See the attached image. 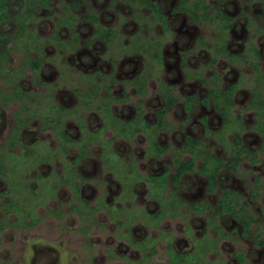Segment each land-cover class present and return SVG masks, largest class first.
Instances as JSON below:
<instances>
[{
	"label": "rangeland",
	"instance_id": "1",
	"mask_svg": "<svg viewBox=\"0 0 264 264\" xmlns=\"http://www.w3.org/2000/svg\"><path fill=\"white\" fill-rule=\"evenodd\" d=\"M39 1L28 0L27 6L38 5ZM154 1L159 4L167 21L166 30L161 28L152 12L145 9L137 0H51L46 5H40L38 11L32 10L31 13H27L24 18L27 23L26 30H21V35L7 44L5 49L7 55L1 57L4 64L0 73V166L2 162L6 164L0 169L2 180L0 191L9 197L5 204L7 209L14 212L11 214L13 216L20 218L17 214L20 209L18 204L27 207L33 215L32 219H35V214L41 217L47 210L55 208H58L60 214L56 217L42 218L38 225L28 231H5L0 241V264L8 261L13 264H167L164 241L154 246L155 255L145 261L142 254L149 242L142 244L138 251L128 246L122 238V233L129 228L133 237L139 240L146 232L141 222L146 226L152 222L156 223L154 217L141 215L142 217L139 216L138 219L132 218L136 211L133 209L146 204L143 200L135 197V207L132 205L128 208L130 201L128 194L120 195V198L124 200L126 198L127 201L123 202L119 208L120 212L116 213L120 221L117 228L104 211H100L95 220L86 215L82 216L79 212L68 214L66 212L68 205L75 202V199L72 198L73 192L66 186L58 188L57 199L43 203L46 198L55 195L54 187L58 177L52 175L55 173L61 175L69 171L67 163L71 158L69 153L61 154L62 157L57 154L59 155L57 160L42 159L45 155H50L51 149L48 145L54 146V139L64 145L69 143L78 148L82 145V152L87 155L82 165L78 166L80 175L82 173V177L85 178L82 179L83 197L88 200H99L106 196L105 190L109 187L106 199L108 203H113L112 197L119 191L116 181L119 180L126 191L128 185L126 182L132 183L131 180L139 176L135 174L134 167L132 172L128 173L130 168L126 164L132 156L137 159L135 165L139 172L157 173L165 166H169L168 172L172 175L173 157L179 156L184 160L188 156L178 149L184 136L190 134L202 142L206 152L229 162L234 154V148L232 151L231 147L234 141L233 130L238 126L236 116L238 115L248 126L255 122V110L248 103L250 88L256 84L252 79L254 74L250 67L237 59L231 63L219 60L216 67L223 75L224 84L238 75H241L243 82L241 89L235 94V105L230 108L231 123L223 136L218 138L215 134L205 133L203 124L198 120L200 116L206 115L208 126L214 129L220 123L218 114L203 107L185 114L181 109V100L178 99L167 111L166 120L169 126L157 136L159 142L167 147L166 153L159 161H152L142 155L146 145L142 136L138 135L130 142L118 139L125 132L132 130V120L125 122L112 115V98L104 101L106 89L97 77L88 74L90 71L101 68L104 72L111 73L113 67H116L118 70L115 74L128 79L142 68L140 76L147 77L143 96L135 95L130 83L112 86L115 96L122 91L128 94L124 103L113 101L115 103L112 107L113 113L120 117L130 115L133 103L142 100L145 116L152 121L154 110L162 102L157 92L159 81L173 85V93L177 97L190 93L203 96L207 90L196 75H191L192 70H198L202 74L209 71L206 66L207 53L201 48L195 49L194 43L199 34L213 40L217 33L216 29L209 24L211 22L191 25L185 14L174 13L172 8L178 0ZM202 1L211 8L220 7L215 0ZM263 3L264 0L228 2V11L235 17L234 26L227 35L231 41L229 47L241 51L245 43L257 44L263 56L260 68L264 67ZM89 15L96 17L98 27L112 29L114 37L109 44L102 42L86 44V40L94 28L96 29V26L89 23ZM138 23L143 24V27ZM134 35L138 36V39H133ZM70 38H75L72 43ZM182 38L185 39L183 43ZM138 40H146L150 44L154 40L161 42L162 64L157 62L152 53L135 50ZM71 44L79 48L76 54H70L74 51ZM186 52L189 54L186 55ZM83 56H88L89 60L82 61ZM35 57L41 61L38 77L31 70L30 64V59ZM184 57L190 67L186 70L180 66ZM185 71H188L190 76H186ZM75 89L82 91L85 97H88L87 93L91 91L93 95L87 99V102L92 101L91 106L85 107L83 99L77 100ZM16 92L20 94L15 96ZM76 101L77 104L70 110L67 109V112L64 111V114L55 107L57 104L70 106ZM78 101L83 104L82 112L87 117L88 126H93L96 121L91 111L101 112L103 126L98 131L85 130L82 125V112L71 114L74 111L79 112ZM15 117L21 122L28 120L27 127L22 133V143L16 141L19 133ZM261 118L264 121V111ZM71 121H75L80 128L81 138L78 141L65 134L64 124ZM140 127L144 129L143 125ZM110 129L117 138H113ZM240 134L244 146L257 151L255 161L242 159L240 172H244V176L236 177L226 172V182H219L216 191L210 195L205 188L204 176L195 172L185 176L184 180L189 184L186 190L172 192V186L169 184L162 190L161 196H157L161 205L158 208L163 211L160 215L166 217L158 228L174 239L176 250H192L189 235L192 236L196 248L190 254L177 256L169 253L168 256L172 260L187 264H238L234 256L241 253L246 260L244 264H264V245L258 244L264 241V151H261L263 140L254 128L241 129ZM34 137L38 138L29 143ZM25 143L27 145H24ZM89 143L93 144L88 155ZM112 145L116 152L112 151ZM4 146L14 147V150L2 152ZM97 146L102 150L100 156ZM199 165L200 161L197 160L196 166ZM37 167L41 168L43 179L39 178ZM255 175L259 177V198L252 201L247 185L254 183ZM68 176V174L65 176L64 183L70 184L71 175L69 178ZM157 181L162 182L163 179ZM165 181L160 184L165 185ZM129 186L127 193L130 191ZM223 186L232 188L237 193L240 206L246 205L248 213L253 218L254 223L250 227L248 237L240 235V226L235 219L230 216H218L217 200ZM175 195L178 196V200ZM191 202H202L204 207L202 206L200 214L203 211L204 214L191 213L186 207ZM96 205L101 206L100 202ZM4 222L5 218L1 223L5 225ZM146 229L148 236H157L155 228ZM150 245H153V242Z\"/></svg>",
	"mask_w": 264,
	"mask_h": 264
},
{
	"label": "flooded vegetation",
	"instance_id": "2",
	"mask_svg": "<svg viewBox=\"0 0 264 264\" xmlns=\"http://www.w3.org/2000/svg\"><path fill=\"white\" fill-rule=\"evenodd\" d=\"M151 2H154L156 3V5L158 6L160 12L162 13L161 9H160V6L159 4L154 1V0H150ZM230 0H224L222 2H218L217 0H215V2L220 6L218 8H211L209 5L205 4L208 6V12L209 14L206 16V17H203L202 15H198V20L197 21H192L191 17L188 15V13L184 12V11H179V10H175V7L177 6V4L179 3V0L177 2V4L172 8V11L174 13H183L187 16L188 18V22L189 24L193 25V24H196V23H206V22H211L209 23L210 25L214 26V28L216 29L217 33L215 34L213 40H208L204 34H199L196 39H195V43H194V48H201L202 50H204L206 53H207V64L206 66L209 68V71L206 73V74H202V73H199L198 70H192V73L191 75H196V78L199 80V82L203 85L206 86L207 90L205 92V94L203 96H198L197 94H194V93H190V94H186V95H183L181 97H177L179 100H181V109L184 111L183 109V106H182V97H185V96H190V95H195L197 97V101L194 103V107L192 110H190L189 112H185V114H190L192 112H195V111H198L200 107H203V108H206V109H211L214 113L218 114L217 112H215L214 108L210 105V106H206L204 104H202L199 100L201 98H203L204 96H206L207 92H208V88H209V85L211 84L212 80V76L214 73H217L219 74V84L221 87H227L229 86L230 84L232 83H239V85L237 86V88L235 89L234 93H233V102H234V105H235V94L238 92V90L241 89L242 87V78H241V75H238L236 78H234L232 81L228 82L227 84H224L223 83V75L222 73H220L216 67V64L219 60H225L227 61L228 63H231L234 59H237V61L241 62V63H244V64H248V66L250 67V70L251 72L254 74L253 76V80L256 81V84H260L262 85V83H264V67L263 68H260V63L263 59V56H262V51L259 49L258 45L255 44V43H245L243 45V48L241 51H235V50H232L230 47H229V44H230V39L227 38V35H228V32L233 28L234 26V22H235V17L228 11V7H229V2ZM141 4V3H140ZM204 4V3H203ZM263 7H264V3H263ZM145 8V7H144ZM147 9V8H145ZM148 10V9H147ZM216 10H220V11H223L225 14H227L228 16H230L232 18V22H231V26L229 28H227L224 32L223 30H221V25L225 24L224 22H221V20H217L216 17H215V12ZM150 11V10H149ZM213 12V13H212ZM163 15V13H162ZM90 16H93V15H89L88 19H89V23L92 25V23L90 22ZM95 17V16H94ZM164 17V16H163ZM165 19V17H164ZM97 20V19H96ZM165 22H166V29H167V21L165 19ZM138 25L140 27H143V24H140L138 23ZM160 25V23H159ZM93 26V25H92ZM161 26V25H160ZM103 28H107V27H104L102 26ZM162 28V27H161ZM107 29H110V28H107ZM164 29V28H163ZM165 29V30H166ZM73 30V29H72ZM74 32V31H72ZM96 29L94 28V31L92 32L91 36L86 40V44L87 45H92L94 42H102L103 44H109L110 41L113 39L114 36L111 37V39L109 40L108 43H105L102 39L96 37ZM137 38L138 39V36L134 35L133 39ZM62 40V38H60ZM71 39V43L72 41L75 39V38H70ZM64 40V39H63ZM142 41V40H141ZM144 42H146L147 44V47L150 51V53L148 54H153V57L155 55V47L153 48V43L154 41L150 44L148 43L146 40H143ZM157 42H159L158 40H156ZM182 43L185 41L184 38L181 39ZM138 42H140L138 40ZM64 43H66V41H64ZM69 43V42H68ZM67 43V44H68ZM160 44L157 46V48H160V51H161V62H157L159 64H162L163 62V49H162V44L161 42H159ZM216 43H222L225 47V49L229 52V53H232V54H243L245 57L240 59V58H233V59H229V58H226V57H222V56H216L212 53V49L215 47ZM72 45V44H71ZM138 46V44H137ZM77 46L75 45H72L71 46V49H73L74 51L71 52L70 54H76L79 50V48H76ZM68 48V47H67ZM255 49L257 50V56L258 58L255 57ZM61 50V49H60ZM135 50H138V51H142V48H139L137 47ZM189 51V50H188ZM147 53V52H145ZM189 52H186V55H188ZM82 61H88L89 60V57L88 56H83L81 57ZM214 60V61H212ZM244 60H247V61H244ZM256 62L257 63V74L254 73L253 69H252V63ZM82 64V63H81ZM180 66L182 68H184L185 70L187 68H190L189 67V64L186 62L185 60V57L184 59L181 61L180 63ZM82 67V66H81ZM115 70V72H114ZM117 68L116 67H113V72L111 73H107V72H104L101 68L99 69H96V70H92L90 71L88 74H90L92 77H97V79L99 80L100 83H102V85L105 87L106 89V94H105V99L104 101H107L109 100V98H112V101H111V111H112V115L114 117H117L119 118L120 120L122 121H125V122H128V121H131L132 120V124H133V128L132 130H129L128 132H125V134L118 138V139H121V140H125V141H132L134 137L136 136H142L144 138V143L146 144L145 145V148L143 149L142 151V155L145 156L146 158L148 159H151L152 161H159L161 159V156L166 153L167 151V147L162 145L160 142H159V139L157 138V136L161 133V132H164L166 131L167 127L169 126V123L168 121L166 120V114L164 116V124L162 127L160 128H155V127H149V128H141L140 127V123L139 124H135L134 120L135 117L137 116L139 119H141L142 121H144L147 125L149 126H153L155 123H156V111L160 110L163 106V99H162V96H161V93H160V89H161V85H168V86H172L173 87V91H174V86L171 85V84H166V83H163L161 81H159V84H158V88H157V92H158V95L160 96L161 98V104L154 110V114H153V117H152V121H150L151 119H148L146 116H145V112H144V109L142 107V100H140L139 102H134L133 103V111L130 113V115H128L127 117H120L118 115H115L113 113V105L115 104L113 101L115 100L116 103H124V100L128 98V94L126 92H121L120 94L116 95L115 96V93L113 91V88L112 86H114L115 84H123V83H130L133 90H134V93L135 95H137V92H136V88L134 86L135 82H139L140 81V78H142L144 75H142V77L140 76L142 74V68L141 70H139L133 77L131 78H126V77H121V76H118L117 74H115L117 72ZM86 73V72H85ZM186 73V76L189 75L188 71H185ZM111 74V75H109ZM190 76V75H189ZM257 77H259V79H257ZM138 80V81H137ZM95 85H98L97 83H94ZM146 84H147V81H146ZM146 84H145V90H146ZM254 86V85H253ZM252 86V87H253ZM251 87V88H252ZM251 88H250V94H251ZM79 89L81 90L82 88L79 87ZM79 89H75L74 91H77V100L79 101H82V99L84 101L83 104L85 107H88V105L91 106V102H87V99L92 97V93L91 91L88 94V97L84 96V93L82 92H79ZM110 93V95H108ZM139 96V95H138ZM263 97H264V90H263ZM86 98V99H84ZM250 99H251V95H250ZM78 101V102H79ZM178 101V100H177ZM176 101V102H177ZM82 102H79L80 104H78L79 108V112L77 111H74L72 112L71 114H74V113H78L80 114L82 112ZM175 102V104H176ZM249 106H250V100H249ZM75 104H77V101L76 103L70 105V106H63V105H60V104H55L58 108L59 111H61L63 114H64V111H66L67 109H71ZM99 104H101V101L99 102ZM97 103V105H99ZM174 104V105H175ZM233 105V106H234ZM89 106V107H90ZM96 106V105H95ZM232 106V107H233ZM173 107V106H172ZM171 107V108H172ZM231 107V108H232ZM170 109V108H169ZM168 109V110H169ZM67 112V111H66ZM91 113H93L96 118V121H95V124L92 126V125H89L87 124V121H86V116L85 114L82 112V125L84 126L85 130H88L89 132H94V131H98V129H100L102 126H103V117L101 115V112H98L97 110L96 111H91ZM84 114V115H83ZM254 114L256 116V112L254 111ZM219 115V114H218ZM262 115V114H261ZM84 116V117H83ZM220 116V115H219ZM238 116V115H237ZM236 116V117H237ZM239 117V116H238ZM262 119V118H261ZM198 120L203 124V127H204V130H205V133L207 134H215L217 135V133H215L221 126V123H222V118L220 116V123L219 125L214 128V129H211L208 124H207V116L206 115H202L198 118ZM239 120H241V118L239 117ZM242 121V120H241ZM263 121V120H262ZM243 122V121H242ZM257 122V117H256V120L255 122L253 123L252 126H248V128H246L247 130H250L252 128H254L255 126V123ZM264 122V121H263ZM245 123V122H244ZM65 125V134L69 135V137L73 140H76L78 141L80 138H81V133H80V128L78 125H76V122L75 121H71L70 123H66L64 124ZM27 126H25V128H23L22 132H21V136H22V133L23 131L26 129ZM133 129H137L136 131H133ZM256 129V128H254ZM257 130V129H256ZM49 132V130H47ZM110 131L112 132V130L110 129ZM209 131V132H208ZM211 131V132H210ZM107 132V130H106ZM50 135L52 136V133L49 132ZM112 135H113V138H117L115 137V135L113 134L112 132ZM186 136H192L190 134H186L184 136V139H183V142L181 143L178 151H182L181 150V147L184 143V140H185V137ZM241 136V134H240ZM193 137V136H192ZM38 137H34V138H31V140L29 141L32 142L33 139H37ZM195 138V137H194ZM54 139V138H53ZM111 139V138H110ZM197 139V138H196ZM112 140V139H111ZM199 140V139H198ZM22 141H23V137H22ZM55 145L52 146V145H48V147H50L51 150H49L50 152V155H45L42 159H44V161H50L51 158L52 159H59V155L60 157H62L61 154L63 153H69V156H71L70 159L67 160V163H68V166H69V171H66V173L69 175L68 178L70 177L71 175V183H67L65 182L64 183V178L65 176H67L66 173H62L61 175L59 173H55L54 175L52 176H55V177H58L57 178V183L54 187V196L52 197H48L46 198V200L44 201V203H46L47 201L50 202V201H53L55 199H57L58 197V188L60 186H66L67 188H69V190H71L73 192V200L75 202H72V204L68 205V210L66 211L68 214L72 213V212H79L82 216L86 215L88 217H90L92 220H95L97 218V214L100 212V211H104L105 215H107V217L110 218V221L112 223H114L115 227L117 228L118 227V223L120 222L118 220V215H116V213L121 209H119L121 207V205H123V202L125 203L127 201V199L125 198H120V195H127L129 196L130 198V201L129 204H128V208H130L132 205L135 207L134 205V199L136 197V199L138 200H143V202H146V204L144 205H140L139 208H134L133 210H136L133 215H132V218H139L142 217L141 215H144V216H148V217H154L156 223H151L149 225H144L142 222V227L143 229L146 231L144 236L142 238H140L139 240H137L136 238L133 237L132 235V230L131 229H127L125 230L124 233H122V238L125 240V242L128 244V246H130L131 248H136L138 251L140 250V246L142 244H146L147 241L149 242V244L147 243L148 247L147 249L143 252L142 256L144 258L145 261H148L153 255H155L154 253V246L160 242V241H164V254H165V259L167 260V264H187V263H181V262H176L174 260H172L168 255L169 253H171V255H183V254H190V253H193L196 248H195V244L192 240V236L189 235L190 239H191V242H192V250H187V251H178L176 250L175 248V244H174V239L168 237L167 235L164 234L163 230L158 228L159 227V224L162 223L164 220H165V216H161L160 213H162L163 211H161L158 207L161 206L159 203H158V199H157V196L160 195L161 196V192L162 190H164V188H166V186H168L169 184H171L172 186V192H175L177 193V191L179 190H186V188H188L189 184L187 181L184 180L185 176L189 175V174H192V173H195V172H190V173H186L183 175L182 179H181V184L178 185V186H174L171 182H166L165 185H162L160 183H163L164 181L162 182H159L157 180H151V178H157L159 176H161L162 174H165L167 177H172L175 173V168L173 166V159L176 157H173L172 159V162H171V166L173 168V174L170 175L169 174V166H165L164 169L160 172H157V173H149V172H139L137 167H136V161L137 159L132 156L131 159L127 162L126 166L130 168L129 172L128 173H131L132 172V168L134 167L135 168V174H139V176H135L133 178V181L132 183L129 181L126 182L127 187L129 186L128 190L129 193H127V187H126V191H125V188L122 187V183L118 180L116 181V183L119 185H117L118 187V194H116L115 196L112 197V200L114 201L113 203H108L107 201V193L109 192V187L106 188V193H105V197L99 199V200H88L86 198L83 197L82 195V179L84 180L85 178L82 177V173L80 175V171H79V167L80 165H82V162L83 160L87 157V155L82 152V145L79 146V148L77 146H74L72 144H69V143H65L64 144H60L57 140H55ZM154 142H157L159 144V146L163 147L165 150L160 154L159 157H155L154 153H155V149H154ZM241 142L243 144V141H242V137H241ZM28 143V142H27ZM27 143H25L24 145H27ZM93 143H89V147L87 148L88 150V155L90 154V147ZM244 145V144H243ZM98 149H99V156L101 155L102 153V150L99 146H97ZM10 147L8 146H4L3 147V151L2 152H6V151H13L14 147L11 148L9 150ZM112 151H115L113 145H112ZM252 149V148H250ZM42 152V151H41ZM116 152V151H115ZM185 153V152H184ZM59 154V155H57ZM188 154V153H186ZM179 157V156H177ZM190 157V155L188 154V156L183 160L181 159L180 157V160L182 161H185L186 159H188ZM218 157V156H217ZM68 158V157H67ZM101 160V159H100ZM104 162H102L101 160V164H103ZM5 166V165H4ZM3 166V167H4ZM199 167V166H198ZM38 171H39V178L43 179L42 177V171H41V168H36ZM133 172V173H134ZM126 173V174H128ZM198 173V172H197ZM61 178V179H60ZM0 181H2L0 179ZM206 181V180H205ZM136 182H140L139 184L136 183ZM158 182V184L156 183ZM5 185H6V182H4ZM222 183V182H221ZM154 187H153V186ZM224 187V186H223ZM205 188H206V183H205ZM0 193H2V191H0ZM210 194V193H208ZM211 195V194H210ZM177 200H178V196L175 195ZM143 198V199H142ZM116 201V202H115ZM97 202H100L101 206H97ZM179 202H181V200L179 199ZM147 203L149 205H147ZM157 205L155 206L154 205ZM197 205H200L201 208L202 206L204 207L203 203L202 202H191V203H188L186 205L187 209L193 213V214H196V215H203L204 214V211L202 214H200L199 212L193 210L191 208L190 205L192 204H196ZM38 206V205H37ZM152 206L154 208H150L149 207ZM207 207V206H206ZM60 214V211L58 210V208H55L53 210H47L46 213L43 215V216H38L37 214H35V219H32L33 218V215H28V213H24L22 214V217L21 219L18 218V216H13V215H5L1 210H0V222H2V220L5 218V225L2 227L3 229L0 230V241L2 240V236L3 234L5 233V231L7 230H12V231H17V230H20V231H28L29 229L31 228H34L36 225H38L39 221L42 219V218H51V217H56V216H59ZM218 216H226V215H222V214H219ZM94 222V221H93ZM15 223L16 225L15 226H11L10 224H13ZM145 227V228H144ZM146 227H151V228H155V230L157 231V236L155 237H151V236H148L146 233H147V229ZM240 235L242 236V230H241V227H240ZM244 237V236H242ZM245 237H248V236H245ZM153 242V245H150V243ZM261 242H264V241H260L258 242L259 245L263 246L264 243L261 244ZM153 253V254H152ZM238 257H241L242 258V262H240L239 258ZM235 258V261L238 263V264H244L246 263V260L245 258L241 255V253L239 254H236L234 256ZM3 264H13L12 262L8 261V262H5ZM193 264H199V263H193Z\"/></svg>",
	"mask_w": 264,
	"mask_h": 264
},
{
	"label": "trees",
	"instance_id": "3",
	"mask_svg": "<svg viewBox=\"0 0 264 264\" xmlns=\"http://www.w3.org/2000/svg\"><path fill=\"white\" fill-rule=\"evenodd\" d=\"M28 0H0V73L3 71V61L1 57L4 55L6 57L7 53L5 49H7V44L10 40L14 38H18L21 35L22 31L26 30L27 23L24 20L27 13H31L32 10L38 11L40 5H46L51 0H40L38 5L27 6ZM133 1V0H132ZM141 3L145 8L150 10L155 19L158 20L161 27L166 29V22L165 19L160 12L156 3L151 2L150 0H137ZM218 2H222L224 0H217ZM76 5V4H75ZM175 10L184 11L188 13L191 17L192 21L198 20V15H202L206 17L208 12V6L203 4L202 0H179V3L175 7ZM215 17L217 20H221L225 24L221 25V30L223 32L231 26L232 18L225 14L223 11L216 10ZM90 22L93 26H96V37L102 39L105 43H108L111 37L113 36L112 29L101 28L96 24V17L90 16ZM18 29V30H16ZM22 30V31H21ZM141 41V40H139ZM147 43L142 41L141 43L138 42L139 48H142L144 52L150 53ZM160 43L154 40L153 48L155 47V55L154 57L161 62V51L160 48L157 46ZM212 53L216 56H222L229 59L233 58H244L243 54H232L229 53L222 43H216L215 47L212 49ZM255 57L257 56V50L255 49ZM31 70L34 72L35 76L38 77V73L41 67V61L38 57L30 59ZM214 61V60H212ZM247 61V60H244ZM252 69L254 73L257 74V63H252ZM259 79V77H257ZM147 77L143 76L140 78L139 82H135L134 86L136 88L137 95L143 96L145 93V84H146ZM212 82L209 85L208 92L206 96L201 98L199 101L206 105L212 106L221 118L222 123L220 128L215 132L217 133L218 138L223 136L227 129H229L231 123V115H230V108L234 105L233 102V93L239 83H232L227 87H221L219 84V74L214 73L212 78ZM138 81V80H137ZM263 90H264V83L262 85L257 84L251 88V99H250V106L254 108L256 112L257 122L255 123L254 128L257 129L260 136L262 137V149L264 151V122H261L262 113L264 111V97H263ZM160 93L163 99V106L160 110L156 111V123L153 126L147 125L144 121L139 119L137 116L136 120H134L135 124H141L144 128L155 127L160 128L164 124V116L169 108L174 106L175 102L178 98L173 93V87L168 85H161ZM19 92L15 93V96H18ZM182 106L185 112H189L193 109L194 103L197 101V97L195 95L185 96L182 97ZM238 120V126L236 129L233 130V137L234 141L232 143L231 150L234 148L233 151V158L226 162L220 157H217L214 154L206 152L202 146V142L192 136H186L184 143L181 147L182 152L188 153L190 157L185 161L180 160L179 157H175L173 159V166L175 168V173L172 177H167L165 174L157 178H151V180H158L161 178L165 182H171L174 186H178L181 184V179L184 174L190 172H198L201 176H204L206 180V191L210 194H213L218 187L219 182H226L225 173L228 172L236 177L244 176V172H240L241 170V162L242 159L247 158L249 161L253 162L256 160V150L246 148L241 142L240 130L248 128L244 122L239 120V117H236ZM16 126L18 127L19 138L16 140L18 143H22V136L21 132L23 128L28 124V120H23L21 122L18 118L15 117ZM20 122V123H19ZM260 122L262 125H260ZM18 123V125H17ZM23 123V124H22ZM137 129H133L136 131ZM209 132V131H208ZM211 132V131H210ZM11 140V139H10ZM223 140V139H222ZM15 141V142H16ZM224 141V140H223ZM10 142V141H9ZM154 149H155V157H159L160 154L165 150L163 147L159 146L157 142H154ZM11 148H9L10 150ZM11 152V151H9ZM244 154V156H242ZM200 161L199 167L196 166V161ZM5 162L1 164L0 169ZM6 165V164H5ZM243 169V168H242ZM254 183H248V193L250 195V199L252 201H256L259 198V177L255 175ZM164 183V182H163ZM221 193L217 200V206L219 209L218 214L230 216L235 219L238 225L241 227L242 236H249L250 235V227L254 223L253 218L248 213L247 206H240V199L237 193L229 187H221ZM0 193V210L5 215H11L14 212L6 208L5 201L9 199L6 195ZM44 203V202H43ZM18 204V203H17ZM20 209L17 213L21 219L22 214L28 213L31 215L30 211H28L27 207L24 205L18 204ZM191 208L199 213H201V206L192 204L190 205ZM20 213V214H19ZM4 225L0 222V230L3 229ZM264 242H261V244ZM240 262H242V258L238 257Z\"/></svg>",
	"mask_w": 264,
	"mask_h": 264
}]
</instances>
